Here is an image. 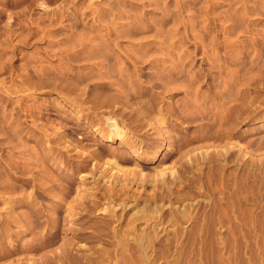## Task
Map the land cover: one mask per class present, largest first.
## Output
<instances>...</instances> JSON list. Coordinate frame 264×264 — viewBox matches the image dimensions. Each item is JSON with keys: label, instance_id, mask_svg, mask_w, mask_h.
I'll return each mask as SVG.
<instances>
[{"label": "rangeland", "instance_id": "rangeland-1", "mask_svg": "<svg viewBox=\"0 0 264 264\" xmlns=\"http://www.w3.org/2000/svg\"><path fill=\"white\" fill-rule=\"evenodd\" d=\"M263 208L264 0H0V264H264Z\"/></svg>", "mask_w": 264, "mask_h": 264}, {"label": "bare ground", "instance_id": "bare-ground-1", "mask_svg": "<svg viewBox=\"0 0 264 264\" xmlns=\"http://www.w3.org/2000/svg\"><path fill=\"white\" fill-rule=\"evenodd\" d=\"M106 56H107V55H106ZM246 105H247V104H246ZM112 118H113V117H112ZM104 120H105V119H104ZM108 120H109V119H108ZM110 120H111V119H110ZM106 123H107V122H106ZM102 124H103V123H102ZM113 126H114V125H113ZM12 127H13V126H12ZM118 128H119V127H118ZM118 128H117V127L112 128V129H114L113 131H115V132H114V133H115L114 135H115L116 137H122V134H123V133L121 134V133H120V129H118ZM102 130H103V129H102ZM105 130H106V129H105ZM121 131H122V130H121ZM113 137H114V136H112L111 139H113ZM124 138H126V137L124 136ZM130 138H131V137H130ZM128 144H129V143H128ZM139 145H140V144H139ZM137 147H138V145H137ZM141 147H142V146H141ZM76 148H77V147H76ZM86 149H87V148H86ZM81 150H82V149H81ZM84 150H85V149H84ZM45 152H46V151H45ZM78 152H79V151H78ZM87 152H88V151H87ZM83 153H84V152H83ZM93 154H94V153H93ZM111 154H112V153H111ZM94 155H95V154H94ZM83 156H84V155H83ZM98 156H99V155H98ZM101 157H103V156H101ZM85 158H86V157H85ZM89 158L92 159V157H89ZM89 158H87V159L89 160ZM96 158H97V157H96ZM94 159H95V158H94ZM94 159H92V160L94 161ZM80 160H81V159H80ZM82 160H83V159H82ZM104 160H105V159H104ZM86 161H87V160H86ZM89 162H90V161H89ZM87 163H88V162H87ZM110 163H112V162H110ZM84 165H85V163H84ZM93 165H94V164H93ZM112 165H113V164H112ZM79 166H81V165H79ZM98 166H99V165H98ZM98 166H97L96 169H98ZM105 166H106V165H105ZM109 167H110V166H109ZM86 168L88 169L87 166H86ZM113 168H114V167H113ZM116 168H117V167H116ZM84 169H85V168H84ZM87 169H86V170H87ZM107 169H108V168H107ZM81 170H82V168H81ZM109 170H110V169H109ZM115 170H116V169H115ZM112 171H113V170H112ZM117 171H119V170H117ZM90 172H92V171H90ZM108 172H109V171H108ZM114 172H115V171H114ZM104 173H105V172H104ZM119 173H120V172H119ZM110 174H113V173L110 172ZM131 174H132V173H131ZM163 174H164V173H163ZM93 175H94V174H93ZM116 175H117V172H116ZM116 175H115V176H116ZM133 175H134V174H133ZM115 176H114V178H116ZM119 176H120V175H119ZM161 176H162V175H161ZM163 176H164V175H163ZM91 178H92V177H91ZM95 178H96V177H95ZM109 178H112V177H109ZM160 179H161V178H160ZM109 180H110V179H109ZM158 180H159V179H158ZM103 181H104V180H103ZM107 181H108V179H107ZM133 181H134V180H133ZM96 182H98V181H96ZM109 182H111V181H109ZM174 182H175V181H174ZM104 183H105V182H104ZM109 184H110V183H109ZM133 184H134V183H133ZM170 184H171V183H170ZM95 185H97V184H95ZM100 185H102V184H100ZM113 185H114V184H113ZM130 185H132V184H130ZM162 185H163V184H162ZM106 186H109V185L106 184ZM130 187H131V186H130ZM159 187H160V186H159ZM136 188H137V187H136ZM95 189H96V188H95ZM100 189H101V188H100ZM107 189H109V188L107 187ZM110 189H111V187H110ZM110 189H109V191H110ZM113 189H114V187H113ZM161 189H163V188H161ZM161 189H160V190H161ZM246 189H247V188H246ZM116 190H117V188H116ZM116 190H115V191H116ZM123 190H124V189H123ZM91 191H93V190L90 189V193H91ZM95 191H96V190H94V192H95ZM97 191H99V190H97ZM107 191H108V190H107ZM111 191H112V190H111ZM115 191H114V192H115ZM118 191H119V189H118ZM84 192H85V191H84ZM99 192H100V191H99ZM105 192H106V189H105ZM114 192H113V193H114ZM121 192H122V190H121ZM123 192H124V191H123ZM86 193H87V191H86ZM92 193H93V192H92ZM102 193H103V192H102ZM119 193H120V192H119ZM159 193H160V192H159ZM241 193H242V192H241ZM250 193H251V192H250ZM88 194H89V193H88ZM88 194H87V195H88ZM95 194H96V193H95ZM106 194L108 195V193H106ZM114 194H115V193H114ZM117 194H118V193H117ZM122 194H123V193H121V196H120V197H122ZM82 196H83V195H82ZM89 196H90V195H89ZM89 196H88V197H89ZM92 196H93V194L91 195V197H92ZM100 196H101V195H100ZM118 196H119V194H118ZM118 196H116L115 198L117 199ZM151 196H152V195H151ZM158 196H159V195H158ZM168 196H169V195H168ZM246 196H247V195H246ZM80 197H81V196H80ZM94 197L96 198V196H94ZM98 197H99V196H98ZM104 197H105V195H104ZM113 197H114V196H113ZM85 198H86V197H85ZM242 198H243V195H242ZM80 199H81V198H80ZM88 199H89V198H88ZM205 199H206V198H205ZM77 200H78V199H77ZM96 200H97V199H96ZM103 200H104V199H103ZM107 200H108V198H107ZM109 200H111V198H110ZM122 200H124V199H122ZM122 200H121V202H122ZM119 201H120V200H119ZM109 202H110V201H109ZM114 202H115V201H114ZM251 202H252V201H251ZM82 203H83V201H82ZM93 203H94V202H93ZM112 203H113V202H112ZM118 203H119V202H118ZM95 204H96V203H95ZM115 204H116V203H115ZM76 205H77V204H76ZM79 205H80V204H79ZM87 205H88V204H87ZM113 205H114V203H113ZM116 205H117V204H116ZM119 205H120V204H119ZM168 205H169V204H168ZM238 205H239V204H238ZM83 206H84V205H83ZM109 206H110V204H109ZM111 206H112V204H111ZM164 206H165V205H164ZM169 206H170V205H169ZM260 206H261V205H260ZM92 207H93V206H92ZM105 207H106V206H105ZM114 207H116V206H114ZM118 207H119V206H118ZM165 207H166V206H165ZM109 208H110V210L114 209V208L111 209V207H109ZM236 208H237V207H236ZM245 208H246V206H245ZM78 209H79V208H78ZM86 209H87V208H86ZM95 209H96V208H95ZM115 209L117 210L118 208H115ZM123 209H124V208H123ZM219 209H220V208H219ZM222 209H223V208H222ZM222 209H221V210H222ZM263 209H264V208H263ZM73 210H74V208H73ZM87 210H88V209H87ZM104 210H105V208H104ZM239 210H240V209H239ZM244 210H245V209H244ZM100 211H101V210H100ZM246 211H248V209H247ZM252 211H253V210H252ZM79 212H80V211H79ZM82 212H83V211H82ZM89 212H90V211H89ZM240 212H241V211H240ZM242 212L245 213V211H243V210H242ZM242 212H241V213H242ZM250 212H251V210H250ZM246 213H247V212H246ZM246 213H245V215H247ZM211 214H212V213H211ZM221 214H222V213H221ZM230 214H231V213H230ZM254 214H255V213H254ZM73 215H74V214H73ZM238 215H239V212H238ZM245 215H244V218H247V217H245ZM250 215H251V214H250ZM258 215H259V214H258ZM108 216H109V215H108ZM224 216H225V215H224ZM241 216H242V215H241ZM258 217H259V216H258ZM242 218H243V217H242ZM251 218H252V217H251ZM251 218H250V220H251ZM120 219H121V218H120ZM261 219H262V218H261ZM186 220H187V219H186ZM217 220H218V219H217ZM231 220H232V219H231ZM235 220H236V219H235ZM242 220H243V219H242ZM247 220H248V219H247ZM250 220H249V221H250ZM257 220H260V219H257ZM209 221H210V220H209ZM239 221H240V220H239ZM245 221H246V220H245ZM249 221H248V222H249ZM113 222H114V221H113ZM149 222H150V221H149ZM202 222H203V221H202ZM232 222H233V221H232ZM242 222H244V220H243ZM263 222H264V221H263ZM105 223H106V222H105ZM160 223H161V222H160ZM211 223H212V222H211ZM236 223H237V222H236ZM236 223H235V224H236ZM238 223H239V222H238ZM258 223H259V222H258ZM107 224H108V223H107ZM244 224H245L246 226H248L245 222H244ZM249 224H252V223H249ZM108 225H109V224H108ZM111 225H112V224H111ZM145 225H146V224H145ZM237 225H238V224H237ZM149 226H150V225H149ZM243 226H244V225H243ZM262 226H263V225H262ZM112 227H113V226H112ZM205 227H206V226H205ZM236 227H237V226H236ZM249 227H250V225H249ZM157 228H159V227H157ZM246 228H247V227H246ZM241 229H242V228H241ZM157 230H158V229H157ZM199 230H200V229H199ZM211 231H212V230H211ZM245 231H246V230H245ZM114 232H115V231H114ZM200 232H201V231H200ZM205 234H206V233H205ZM251 234H252V232H251ZM123 235H124V234H123ZM196 235H197V234H196ZM152 236H153V235H152ZM260 236H261V235H260ZM263 236H264V235H263ZM134 237H135V236H134ZM119 238H120V237H119ZM121 239H123V238H121ZM262 239H263V238H262ZM143 250H144V249H143ZM144 254H145V253H144Z\"/></svg>", "mask_w": 264, "mask_h": 264}]
</instances>
